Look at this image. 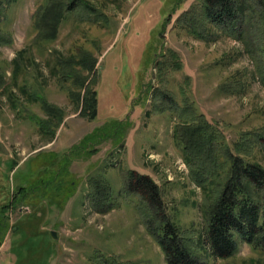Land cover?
I'll return each instance as SVG.
<instances>
[{"label":"rangeland","instance_id":"obj_1","mask_svg":"<svg viewBox=\"0 0 264 264\" xmlns=\"http://www.w3.org/2000/svg\"><path fill=\"white\" fill-rule=\"evenodd\" d=\"M80 1L56 39L45 41L34 15L47 0H0V222L18 189L31 192L4 214L0 264H166L146 229L148 201L128 187L131 172L158 185L171 221L202 260L264 264V250L241 242L228 259L210 256L205 211L216 189L204 195L192 181L172 134L187 109L218 127L231 148L264 138L263 25L248 36L251 53L218 30L212 42L175 29L197 0ZM81 53L97 59L91 121L78 116L81 101L70 91L79 88L62 73V61ZM39 99L61 118L47 117ZM127 121L121 138L80 146L95 128ZM257 142L248 159L264 168V140Z\"/></svg>","mask_w":264,"mask_h":264},{"label":"trees","instance_id":"obj_2","mask_svg":"<svg viewBox=\"0 0 264 264\" xmlns=\"http://www.w3.org/2000/svg\"><path fill=\"white\" fill-rule=\"evenodd\" d=\"M77 3L81 1L72 0L67 3L66 0H47L34 15L36 36L41 40L54 41L66 14L72 12ZM171 16L169 15L164 26L171 22ZM259 24L264 28V0H197L175 20L174 28L184 31L196 40L212 42L217 36L215 30H218L230 39L243 41L246 48L254 53L248 36L254 35L253 31ZM263 28L259 27L262 40ZM171 57L175 58L176 55L171 52ZM62 62L63 77L79 88V92L70 91L73 100L78 103L81 101L78 116L91 121L96 115V91L91 87L96 79L97 59L91 54L81 53L79 57H70ZM261 68L264 82V69ZM159 70L163 71L162 66ZM4 85V75L0 68V87ZM82 88L84 91L81 95ZM87 94L89 98L85 102ZM39 100L47 117L61 118L62 113L57 108L43 99ZM182 114L185 117L181 118L172 132L174 143L180 149L190 178L204 195L206 190L216 189L214 196L209 198L205 211L204 242L210 256L228 259L235 254L239 242L249 245L253 250H264V168L248 159L252 146L258 144L257 140L264 138L257 136V140L251 143L241 140L231 148L224 133L201 114L187 112V109H182ZM48 122V119L43 121L45 124ZM105 126L106 124L95 128L91 135L81 140L80 146L84 145L85 149L90 144L115 135L121 138L124 129L129 125L128 121L119 127L115 123L112 130H105ZM39 131L46 132L42 127ZM52 183H55V179L50 182ZM128 187L148 201L150 214L145 220L146 229L160 248L166 264H208L194 253L189 239L171 221L165 210L160 188L151 178L136 176L131 172ZM15 193L18 200L12 195L8 204L1 209L0 236L6 233L7 226L3 218L8 208L23 203L31 195L24 187Z\"/></svg>","mask_w":264,"mask_h":264},{"label":"water","instance_id":"obj_3","mask_svg":"<svg viewBox=\"0 0 264 264\" xmlns=\"http://www.w3.org/2000/svg\"><path fill=\"white\" fill-rule=\"evenodd\" d=\"M50 235H51V237H52L53 239H56V233H55V231H51V232H50Z\"/></svg>","mask_w":264,"mask_h":264},{"label":"built area","instance_id":"obj_4","mask_svg":"<svg viewBox=\"0 0 264 264\" xmlns=\"http://www.w3.org/2000/svg\"><path fill=\"white\" fill-rule=\"evenodd\" d=\"M23 211H25V212L28 211V208H23Z\"/></svg>","mask_w":264,"mask_h":264}]
</instances>
